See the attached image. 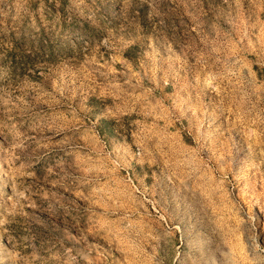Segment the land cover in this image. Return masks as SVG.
<instances>
[{
  "label": "rangeland",
  "instance_id": "374dc122",
  "mask_svg": "<svg viewBox=\"0 0 264 264\" xmlns=\"http://www.w3.org/2000/svg\"><path fill=\"white\" fill-rule=\"evenodd\" d=\"M0 264H264V0H0Z\"/></svg>",
  "mask_w": 264,
  "mask_h": 264
}]
</instances>
